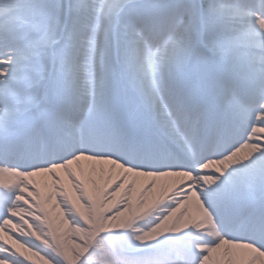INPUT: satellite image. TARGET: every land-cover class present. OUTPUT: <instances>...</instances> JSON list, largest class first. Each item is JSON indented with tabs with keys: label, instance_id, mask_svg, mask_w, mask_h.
<instances>
[{
	"label": "snow or ice",
	"instance_id": "1",
	"mask_svg": "<svg viewBox=\"0 0 264 264\" xmlns=\"http://www.w3.org/2000/svg\"><path fill=\"white\" fill-rule=\"evenodd\" d=\"M0 264H264V0H0Z\"/></svg>",
	"mask_w": 264,
	"mask_h": 264
}]
</instances>
